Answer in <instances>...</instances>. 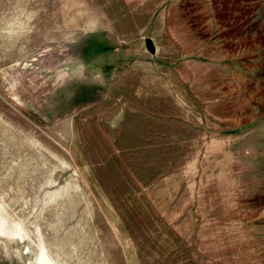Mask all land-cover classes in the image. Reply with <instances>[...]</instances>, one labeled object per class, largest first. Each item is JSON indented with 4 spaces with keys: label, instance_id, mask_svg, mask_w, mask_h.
Segmentation results:
<instances>
[{
    "label": "rangeland",
    "instance_id": "rangeland-1",
    "mask_svg": "<svg viewBox=\"0 0 264 264\" xmlns=\"http://www.w3.org/2000/svg\"><path fill=\"white\" fill-rule=\"evenodd\" d=\"M0 264H264V0H0Z\"/></svg>",
    "mask_w": 264,
    "mask_h": 264
},
{
    "label": "water",
    "instance_id": "water-1",
    "mask_svg": "<svg viewBox=\"0 0 264 264\" xmlns=\"http://www.w3.org/2000/svg\"><path fill=\"white\" fill-rule=\"evenodd\" d=\"M146 45L151 52L154 53L156 51V46L151 38L146 39Z\"/></svg>",
    "mask_w": 264,
    "mask_h": 264
}]
</instances>
